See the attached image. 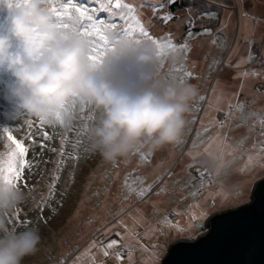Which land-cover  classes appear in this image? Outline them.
<instances>
[{
  "label": "rangeland",
  "instance_id": "rangeland-1",
  "mask_svg": "<svg viewBox=\"0 0 264 264\" xmlns=\"http://www.w3.org/2000/svg\"><path fill=\"white\" fill-rule=\"evenodd\" d=\"M174 1L122 0L133 6L129 13L108 0H45L61 28L84 39L103 63L114 52L99 34L111 39L133 14L151 36L187 44V51L166 50L157 71L177 82L191 73L184 82L195 84L198 95L179 144L142 147L114 162L89 147L83 125L89 130L97 119L91 107L79 109L67 127L36 123L25 138L27 186L18 184L28 199L8 217L17 231L25 225L40 230L39 251L23 264H160L172 242L195 238L196 221L246 204L264 178V0H195L170 13ZM25 120L39 121L0 118V127L18 125V138L26 137ZM112 241L106 256L104 246Z\"/></svg>",
  "mask_w": 264,
  "mask_h": 264
},
{
  "label": "clouds",
  "instance_id": "clouds-1",
  "mask_svg": "<svg viewBox=\"0 0 264 264\" xmlns=\"http://www.w3.org/2000/svg\"><path fill=\"white\" fill-rule=\"evenodd\" d=\"M0 21V118L70 125L89 106L97 113L89 147L106 162L181 142L198 89L163 78L152 44L122 42L94 65L88 43L64 31L45 0H0ZM27 199L19 187L0 183V264H23L39 251L38 227H9L8 217Z\"/></svg>",
  "mask_w": 264,
  "mask_h": 264
},
{
  "label": "water",
  "instance_id": "water-1",
  "mask_svg": "<svg viewBox=\"0 0 264 264\" xmlns=\"http://www.w3.org/2000/svg\"><path fill=\"white\" fill-rule=\"evenodd\" d=\"M205 231L170 244L160 264H264V178L238 207L196 221Z\"/></svg>",
  "mask_w": 264,
  "mask_h": 264
},
{
  "label": "snow or ice",
  "instance_id": "snow-or-ice-1",
  "mask_svg": "<svg viewBox=\"0 0 264 264\" xmlns=\"http://www.w3.org/2000/svg\"><path fill=\"white\" fill-rule=\"evenodd\" d=\"M109 4H113L115 9L126 8L129 13H133V6L122 3V0H108ZM107 10V9H105ZM55 11V10H53ZM59 15V14H58ZM83 15V12H81ZM171 17H167L166 19H170ZM121 19H124L122 16ZM58 23V22H57ZM60 27H63L60 23H58ZM100 40L109 45V50L115 52V46L121 44L122 42H128L136 46H142L144 44L150 43L157 50L158 60L164 55L165 51H176V50H188L187 44H183L181 46H177L172 40L170 35L164 38H156L151 36L148 29L144 26V24L140 21L137 15H131L129 17V24L126 30L122 29L120 33H116L115 31L112 33V38L109 39L107 34H99ZM88 59L94 63V65H98L99 63H103L100 59L99 55H89ZM192 74L188 72H184L182 76L177 77L180 83H183L185 79L190 77ZM81 111L84 108L80 109ZM83 119V118H82ZM91 119V117H88ZM36 123H39L41 126L44 125V122L39 120L38 122H33L30 120H25L23 123V128L28 129L29 132L26 133V137L18 138V133L22 130L18 125L11 126L9 124H5L0 127V141H2L5 145V151L0 152V183H6L13 187H18V184H23L25 187L27 186L26 181L23 179V172L25 168L31 167L30 162L27 159L29 146L25 142V138L31 139L30 129L35 126ZM59 125L67 127L63 120H59ZM83 130L86 133L88 131L87 124L83 125ZM79 134V133H77ZM45 139H49L47 132L43 133ZM67 142V137L61 140V143L64 144ZM79 141H76L73 147L75 148L76 144H79ZM63 154V151H61ZM141 160L146 161L147 157L141 153ZM59 179V177H56ZM51 188H55V183L51 185ZM51 194V193H50ZM139 195H144V191H140ZM43 203V201L41 202ZM18 215V214H17ZM117 242L112 241L104 246V254L108 255V249L112 248Z\"/></svg>",
  "mask_w": 264,
  "mask_h": 264
},
{
  "label": "trees",
  "instance_id": "trees-1",
  "mask_svg": "<svg viewBox=\"0 0 264 264\" xmlns=\"http://www.w3.org/2000/svg\"><path fill=\"white\" fill-rule=\"evenodd\" d=\"M195 2H196L195 0H186V1H183V0L182 1L175 0L173 3L170 4L169 11H170V13H173L176 10H182V9H187L189 7H193L196 4ZM219 24H220V22L218 21V22H216V25L214 24L213 26L219 27ZM196 29H197L198 32L199 31L201 32V29H199V28H196ZM102 234H103V232L101 234H99L98 237L102 236ZM114 236L116 237L117 235L114 234V233H112L110 235V238H113ZM97 238H94V240L97 239ZM90 242H92V241L90 240ZM123 251H124V249H123Z\"/></svg>",
  "mask_w": 264,
  "mask_h": 264
},
{
  "label": "flooded vegetation",
  "instance_id": "flooded-vegetation-1",
  "mask_svg": "<svg viewBox=\"0 0 264 264\" xmlns=\"http://www.w3.org/2000/svg\"><path fill=\"white\" fill-rule=\"evenodd\" d=\"M196 228V227H195ZM205 231V228H202V230H198L197 229V233L195 234V237L199 236L200 234H202Z\"/></svg>",
  "mask_w": 264,
  "mask_h": 264
}]
</instances>
